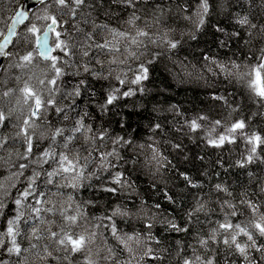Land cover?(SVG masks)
I'll return each mask as SVG.
<instances>
[{
	"label": "trees",
	"instance_id": "1",
	"mask_svg": "<svg viewBox=\"0 0 264 264\" xmlns=\"http://www.w3.org/2000/svg\"><path fill=\"white\" fill-rule=\"evenodd\" d=\"M22 1L8 0L4 5L0 0V16L2 17L0 37ZM198 3L199 0H136L135 9L137 15L142 17L139 22L141 26L145 21L152 24L154 10L162 7L164 14L161 16L160 23L154 25L150 31L156 37L167 32L169 38L180 41V43L177 49L173 50L163 46H150V51L159 52L161 55L150 68L149 80L144 82L147 91L116 101L111 106V110L107 112H101L98 105L104 102L106 92L111 87L117 86V82L115 79L97 80L93 75L84 72L85 64H89L91 67L89 62L94 63L97 51L95 48H91L88 57H83L81 53L89 44L101 42L99 39L104 35L103 33L93 36L91 40L87 39L88 34L98 31L94 24H108L110 28L120 29L126 27L125 21L132 14L133 8L120 0H88L84 7L76 10L75 15L60 9L59 5L55 4V0L43 2L31 11L28 22L18 31L14 40L16 43L12 44L9 50L12 55L6 57L3 66L4 69L9 66V63L17 60V54L32 50V47L35 46V39L31 38V46L25 40L28 35L27 28L34 23L37 28L44 29L50 20H44L43 17L52 11L53 16L58 19L56 31L64 30L68 34V40H72V44L77 46L74 50L75 58L73 54L66 57L70 68L67 70V74L65 73V76L61 78V86L68 85L64 90L67 92L71 91L72 86L79 80L85 81L83 94L80 97L72 99L64 96L60 99V106L75 104L70 113L72 120L79 118V114L88 112L90 113L88 123L94 122L97 127L103 125L115 133L134 136L138 143L147 141L150 124L160 122L166 131L156 139H164L181 145L179 150L171 148L167 144L163 145L164 154L171 161V166L167 171H161L156 176L147 174L146 170L136 172L131 168L128 169L129 179L133 181L136 188L134 193L125 192L122 196L117 197L104 192L102 184L107 183V173L104 174L105 178L102 181L97 182L95 179L88 181L86 182L88 186L81 187L73 193L77 202H94L85 207V213L88 216L100 217L110 214L111 208L122 201L135 202L137 205L143 203L148 206L146 209L148 214L142 219L133 217L130 221H119V227L123 232L131 233L133 230L140 232L144 229L145 235H147L146 225L154 224L151 231L155 240L147 243L155 252L160 253V259L156 261L151 257H145L140 260V256L137 254L134 264H183V259L192 255L191 248L177 246L176 241L180 240L186 245L194 244L195 233L208 231L209 222L218 219V214L210 212L208 219L205 220L204 214L201 213V224H195L193 219V231L187 235L166 230L161 220L175 218L178 224L184 226L187 219L185 212L190 210L197 199L206 202L209 209L218 208L217 201L224 199L233 200L235 198L234 202L239 204L240 195L245 191L248 192L251 199L258 202L264 201V194L259 192V189L264 186V148L258 147L256 159L241 167L237 162L245 159L252 147L246 142V139H238L236 142L220 148L212 147L207 143L214 121L217 119L223 121V128H217L212 135L223 131L236 120H245L246 136L253 133L264 136V106H262L264 101L258 100L247 88L245 82L228 79L222 73L214 76L208 72L209 62L204 60L205 56H210L224 63L232 60L240 64L254 65L257 63L260 49L264 48V34H261L259 27L264 26V0H210V13L205 17L206 22L204 26L196 30L191 20L185 19V17L192 16L196 12ZM155 15L160 16L161 14L155 12ZM244 16L248 17L250 24L258 27L241 26L238 19ZM219 29H223V32ZM190 33L195 35V39L191 38ZM233 33H239V35H232ZM54 37L55 33H52V43ZM19 42L22 45L19 46ZM150 58L145 53L144 59ZM110 59L111 56H109ZM181 62L188 66L189 71H192L194 66L196 73L202 74L203 78L197 79L196 75H186L181 70ZM96 67L99 68L98 65ZM69 72L75 76L69 77ZM105 75H107L106 72ZM56 95L60 97V93ZM217 96L223 97V99H214ZM198 115H205L208 120L203 122L202 130L192 132L185 121ZM48 117L47 123H54L57 127L70 129L72 126L71 122H62V118L58 120L57 114L54 112H49ZM37 123L41 125L37 134L40 131H47V123L41 121H37ZM122 125L124 131H121ZM16 139L18 143H24L23 136ZM34 143L38 147L34 149V153L30 157L33 161L40 158L41 152L49 147L50 142L38 139L34 140ZM24 147L23 144L21 153H23ZM0 157H3V161L0 163L6 167L1 168L0 172L9 170V172L0 173V184L5 183L7 189L12 190L8 193L7 204L3 205L0 212V231H2L7 227V221L16 214L14 201L18 193L26 186L25 177L32 174L33 168L39 170V167L32 165L28 169L20 170L18 165L27 163V159L17 155ZM43 167L51 170L48 165H43ZM20 171L24 172V176L18 179H9ZM181 172L191 177L199 187L194 189L190 185L186 186L183 177L179 175ZM153 182L158 187H154ZM218 183L227 187L233 196L214 191L215 185ZM38 187L40 191H45L43 176L40 178ZM52 190L56 189L52 188ZM61 192H65L66 197L72 190L62 188ZM165 193L175 197L174 204L165 198ZM29 203H34V201L30 200ZM157 203L161 205L159 210L152 207ZM25 213L27 218V209H25ZM45 216L49 220L47 214ZM153 216L158 218L153 220ZM247 218V214L239 215L237 222L245 221ZM80 223L81 227H74V231L80 232L83 227L94 228L97 224L96 221H92L91 225L86 221ZM34 225H38V221L27 219L26 223H20L17 242L21 249H27V251H22L19 255L10 254L7 247H10L11 244L2 245L0 247V264H43L42 261L45 257L39 258V260L34 259L32 249L33 245L40 248L38 243L41 242H37L36 239L46 236L44 232L48 229L49 224L39 225L40 230L37 237L31 235ZM101 232H103V236H98L93 242L90 246L91 252L95 250L98 253L106 247L116 248L121 264H123L129 258L127 251L117 244L110 231L101 229ZM56 243L65 250L58 242ZM258 243H264V238L258 240ZM46 246L48 249L46 253L51 252L49 256H52V259H54L53 256L57 257L56 264H82V260L77 259L78 256L85 258V255L88 254L85 251L73 253L70 256L71 253L67 250L64 254H60L54 242L47 243ZM212 247L219 248L218 253L210 251L208 253L215 256L218 264H226V262L227 264H244L243 257L235 252L230 253L222 244H213ZM197 250V254L203 253L198 245ZM250 256L253 259V264H264L261 253L253 249L250 250ZM97 260L98 264H104L99 257ZM104 262L112 264L110 260Z\"/></svg>",
	"mask_w": 264,
	"mask_h": 264
},
{
	"label": "snow or ice",
	"instance_id": "2",
	"mask_svg": "<svg viewBox=\"0 0 264 264\" xmlns=\"http://www.w3.org/2000/svg\"><path fill=\"white\" fill-rule=\"evenodd\" d=\"M120 2L133 8L132 14L125 21L126 27L120 29L110 28L108 24H94L98 31L88 34L87 39L91 40L93 36L103 33V42L89 44L81 53L83 57H88L91 48L97 49L94 63L89 62L91 67L89 64H85L83 71L93 75L97 80L115 79L117 82V86L111 87L106 92L104 102L98 105L101 112L110 111L111 106L124 97H133L137 93L147 91L144 82L149 80L150 68L161 55L159 52L150 51V46H163L166 49L173 50L177 49L180 43V41L169 38L167 32L156 37L150 31L154 25L160 23L161 16L164 14L162 7L154 10L152 24L145 21L141 26L139 22L142 17L137 15L136 0H120ZM87 3L88 0H55V4L59 5L60 9L67 10L73 15L76 14L77 9L84 7ZM155 12H159L161 15L156 16ZM209 13L210 0H199L196 12L192 16L185 17V19L191 20L194 28L199 30L204 26L205 17ZM27 19V11L16 13L11 26L8 28L7 35L0 37L3 41L0 43V57H10L12 55L6 49L9 44L16 43L12 39L16 35V26ZM43 19L50 20L46 29L37 28L35 24L27 28L28 35L25 40L31 46V38H34L35 46L32 47L31 51L17 54L18 62L15 64V67L20 69L36 66L40 60L46 64L45 69L42 70L44 78L41 79L35 74L30 76L28 80L35 79L36 86L26 81L19 90L21 97L17 100L18 104L22 103L27 106L28 113L27 118L22 121L21 130L16 133L17 136L23 135L25 145L24 152L16 153V155L27 159L28 162L20 163L18 168L24 170L36 165L39 170L33 168L32 174L25 177L26 186L18 193L14 201L16 214L7 221L6 229L0 231V245L7 246L10 243L11 246L7 247L10 254L19 255L22 251H27V249H21L17 242V236L20 234V223H26L27 219L38 221V225H34L31 229V235L37 237L40 230L39 225H51L56 222L55 220L49 221L46 219L45 214L53 213L59 215L63 227L59 232L51 231L50 228L47 229L50 238L69 252L82 253L87 251L86 264H98L97 259L92 256L90 246L98 236H103L101 229L110 231L112 238L129 254V258L123 264H134V261L137 260V254H139L140 260L151 257L153 260L158 261L160 253L155 252L147 243L155 240L151 231L154 227L153 223L146 225L147 235L144 234V229L140 232L133 230L129 233L123 232L119 227V221L121 220L130 221L133 217L142 219L146 216L148 214L146 212L147 205L122 201L111 208L110 214L100 217L88 216L85 213V207L86 205H92L94 202H77L73 193L81 187L88 186L86 184L88 181L93 179L97 182L102 181L105 178V173H107V183L102 184L104 192L117 197L122 196L125 192L134 193L136 188L133 181L129 179L128 169L131 168L136 172L146 170L147 174L156 176L161 171H167L171 166V161L164 154L163 145L167 144L177 150L181 148V145L164 139H156L166 131L160 122L150 124L147 141L138 143L134 136L115 133L103 125L97 127L94 122L88 123L90 117L88 112L79 114V118L72 120L70 113L75 104L60 106V99L64 96L72 99L80 97L83 94L85 81L83 79L79 80L77 84L72 86L71 91L65 92L62 89L61 78L65 76L62 57L54 55L53 52L59 50L64 56L73 53L65 40L61 39L62 34L56 31L57 17L46 15ZM238 23L241 26L250 28L258 27L250 24L247 16L239 18ZM259 27L261 34H264V26ZM219 30L223 32V29ZM41 32L42 37L38 34ZM50 33H55L54 48L49 44ZM232 35H239V33H233ZM190 36L195 39L194 34L190 33ZM145 53L151 58L145 60ZM108 56H111L110 60L107 59ZM129 60L138 62L137 66H130ZM204 60L209 62L208 72H211L214 76L222 73L228 79L245 82L250 92L258 100L264 101V48L260 49V56L254 65L240 64L234 60L224 63L210 56H205ZM97 65L99 68L96 67ZM180 67L188 76L196 75L197 79L203 78L202 74L196 73L194 66L192 71H189L188 66L181 62ZM105 72L107 75H105ZM124 88H127V90H124ZM57 93H60V97H57ZM11 94L12 90L9 89L3 92L2 95L8 97ZM214 99L220 100L223 97L217 96ZM13 111L15 110L10 109L6 113L5 110L0 109V126L7 127ZM49 112L56 113L57 119L62 118V122H71V128L66 129L65 127H57L54 123H47ZM206 120H208L207 116L198 115L191 120H186L185 123L192 132H196L202 130L203 122ZM37 121L47 123V131H40L37 134V130L41 127ZM217 128H223L221 119L214 121L207 139V143L212 147L220 148L226 144L234 143L238 139H246V142L252 145L247 157L237 162L241 167L252 163L256 159L258 147L264 148V136L258 133L245 135V120H236L223 131L212 135ZM121 131H124L123 125ZM38 139H45L50 143L49 147L41 152L40 158L33 161L30 157L34 153V149L38 147L34 143V140ZM3 147L4 142L0 139V148ZM0 161H3V157H0ZM43 165H48L51 170L45 169ZM179 175L183 177L186 186L190 185L194 189L199 187L185 173L181 172ZM22 176H24V172L20 171L13 174L9 179H18ZM42 176L45 179V186L48 187L47 192L40 191L38 187ZM153 186L158 187L155 182H153ZM3 188L4 185L0 184V189ZM52 188H55L56 191L53 192ZM62 188L71 189L72 192L65 197V193L61 192ZM214 191L228 193L229 196H233L227 187L219 183L215 185ZM259 192L264 194V186L259 189ZM165 198L171 203H175L174 196L165 193ZM234 199L219 200L217 201L219 207L211 209L207 208L206 202L197 199L190 210L185 212L187 219L184 226L178 224L175 218L161 220L166 230L187 235L193 231V219L195 224H201V213L204 214L205 220L208 219L210 212L218 214V219L209 222L208 231L195 233L194 244L186 245L180 240L176 241L177 246L192 249V255L184 258L183 264H218L215 256L208 254L209 251L219 252V248L212 247L213 244H222L230 253H238L243 257L244 264H253V259L250 256V250L253 249L261 253L262 258H264V243H258V240L264 238V201L258 202L251 199L246 191L240 195L239 204L235 203ZM30 200L34 203H29ZM2 207L3 204L0 202V208ZM152 207L159 210L161 205L157 203ZM25 209L28 210L27 218ZM243 214H247L248 218L245 221L237 222L239 215ZM157 218L153 216V220ZM81 221H86L89 225L92 224V221H96L97 224L94 228L83 227L80 232L74 231V227H81ZM197 245L203 250L202 254H197ZM47 254L51 255V252ZM97 255L102 261L110 260L112 264H121L116 248L106 247Z\"/></svg>",
	"mask_w": 264,
	"mask_h": 264
},
{
	"label": "rangeland",
	"instance_id": "3",
	"mask_svg": "<svg viewBox=\"0 0 264 264\" xmlns=\"http://www.w3.org/2000/svg\"><path fill=\"white\" fill-rule=\"evenodd\" d=\"M7 1L8 0H1L2 4H4V5H6ZM46 15L47 16H53V12L50 11ZM1 20H2V17L0 16V23H1ZM60 33L62 34L61 39L65 40V42L69 45V48H70L71 52L73 53V57H74V50L76 49L77 46L72 44V40H68V37H67L68 34L65 33L64 30L63 31L61 30ZM53 40H55V37ZM99 40L101 42H103V36ZM20 45H22V44H20V42H19V46ZM96 51L98 52L97 49H96ZM24 52H26V51H24ZM24 52H22V53H24ZM57 55L62 57V63L64 66V71L67 74V70L70 68L68 61H67V58H66L68 56H64V54L62 52H60L59 50H57ZM107 59H109V56L107 57ZM17 62H18V59L9 63V66L5 67L4 71L2 72V74L0 76V109L5 110L6 113L10 109L15 110V111H13V114H12L11 118L9 119L7 127L0 126V139H2L4 142V147L0 148V156L7 155L9 157H12V156H16L15 153H21V150H22L21 147L24 143H18L16 138H18L20 136H17L16 133L21 130L22 121H23V119L27 118L28 113H27V106L23 105L22 103L21 104L17 103V100L21 97V93L19 90L24 86V83L26 81L29 82L31 85L36 86V80L32 79L29 81L28 78L30 76H33V74H35L36 76H39L41 79H43L44 75H43L42 70H44L46 67L45 62L40 60L37 62L36 66H30L29 68H26V69H20V68L15 67V64ZM129 65L132 67H136L137 62L129 60ZM68 74H69V77L72 75L71 72H69ZM72 76H75V75H72ZM17 77H19V79H17ZM13 79H15L14 82H13ZM63 86H61V87L64 90L67 89V87H68V85H65L64 87ZM9 89L12 90V94L8 97H4L2 95L3 92L8 91ZM21 136H23V135H21ZM24 150H25V147L23 149V152H24ZM1 168H6L3 166V163L2 164L0 163V169ZM7 171L9 172L8 169H7ZM7 171L3 170L0 173H4ZM9 176H11V175H9ZM7 177H8V174H7ZM7 177H5V178H7ZM2 183H4V182H2ZM3 185H4V188L0 189V202H2L3 205H6L7 199H8V193H10V191H12V190L7 189V185L5 183ZM47 191H48V187L45 188V192H47ZM52 191L55 192L56 190H52ZM1 211H2V209L0 208V212ZM47 216L49 218V221H52V220L56 221L54 224L49 225L48 229L50 228L51 231L59 232L63 226V223L60 220L59 215L53 214V213H47ZM44 234H46L45 237H39L40 239H36L37 242H41V243H38L39 244L38 246H40V248L36 247V245H35V247H33V249H32L33 250V258L36 260H39V258L45 257L44 261H42L43 264H56L57 257L53 256L54 259H52V256H49L46 253V251L48 250L46 244L50 243V242H54L55 245L58 247L60 254H64L65 250L61 249L58 246V244L50 238V234L47 230H46V232H44ZM18 237H19V235L17 236V239H18ZM69 253H71L70 256H72L73 253L72 252H69ZM91 253H92V256L94 258L97 259L99 257L95 250ZM87 255L88 254H86L85 256H87ZM78 257L79 258H77V259H81L82 260L81 262L83 264V262H85V258L80 257V256H78ZM102 262L105 264L104 261H102Z\"/></svg>",
	"mask_w": 264,
	"mask_h": 264
},
{
	"label": "water",
	"instance_id": "4",
	"mask_svg": "<svg viewBox=\"0 0 264 264\" xmlns=\"http://www.w3.org/2000/svg\"><path fill=\"white\" fill-rule=\"evenodd\" d=\"M44 1H46V0H23L22 3H21V5H20V7H19L18 10H17V12H20V11H27L28 19H29L30 11H31L32 9L36 8L40 3L44 2ZM17 12H16V13H17ZM16 13H15V15H16ZM15 15H14V17H15ZM14 17H13V18H14ZM13 18H12L10 24L8 25V27H7L6 32L4 33V35H7V33H8V28H9V26H11V24H12V22H13ZM28 19L25 20L22 24H18V25L16 26V35L12 37L13 40H15V38H16V36H17V33H18L19 29L27 23ZM45 29H46V28H45ZM39 35H41V37H42V33H40ZM2 42H3V41H2V38H1V39H0V43H2ZM49 44H50V46L52 47V45H51V33L49 34ZM11 46H12V44H9V45H8V48L6 49V51H9L10 48H11ZM5 58H6V57H0V70H1V68L3 67V64H4V60H5Z\"/></svg>",
	"mask_w": 264,
	"mask_h": 264
},
{
	"label": "bare ground",
	"instance_id": "5",
	"mask_svg": "<svg viewBox=\"0 0 264 264\" xmlns=\"http://www.w3.org/2000/svg\"><path fill=\"white\" fill-rule=\"evenodd\" d=\"M42 4V3H41ZM17 10H18V8H17ZM17 10L15 11V13L17 12ZM14 13V14H15ZM47 25V24H46ZM12 47V46H11ZM55 47V45H53V48ZM11 49V48H10ZM53 54L54 55H57V50L55 51V52H53ZM44 62V61H43ZM5 69V68H4ZM4 69H3V67L1 68V70H0V76H1V74H2V72L4 71Z\"/></svg>",
	"mask_w": 264,
	"mask_h": 264
},
{
	"label": "flooded vegetation",
	"instance_id": "6",
	"mask_svg": "<svg viewBox=\"0 0 264 264\" xmlns=\"http://www.w3.org/2000/svg\"><path fill=\"white\" fill-rule=\"evenodd\" d=\"M2 245H0V247H1Z\"/></svg>",
	"mask_w": 264,
	"mask_h": 264
}]
</instances>
